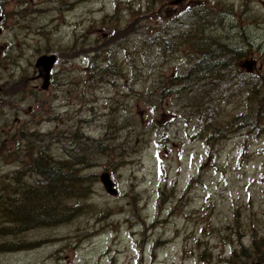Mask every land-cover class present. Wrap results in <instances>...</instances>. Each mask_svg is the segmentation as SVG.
Wrapping results in <instances>:
<instances>
[{
  "label": "rangeland",
  "instance_id": "rangeland-1",
  "mask_svg": "<svg viewBox=\"0 0 264 264\" xmlns=\"http://www.w3.org/2000/svg\"><path fill=\"white\" fill-rule=\"evenodd\" d=\"M194 4L223 10L197 40L240 57L161 99L197 51L181 38ZM0 17V199L40 181L41 149L94 153L76 213L0 238V264H264V0H0ZM51 54L41 91L34 62Z\"/></svg>",
  "mask_w": 264,
  "mask_h": 264
},
{
  "label": "trees",
  "instance_id": "trees-1",
  "mask_svg": "<svg viewBox=\"0 0 264 264\" xmlns=\"http://www.w3.org/2000/svg\"><path fill=\"white\" fill-rule=\"evenodd\" d=\"M194 5L195 10L189 16L192 27L189 34L181 38L182 42L185 40L188 44L197 46V51L190 54L192 62L182 75L175 74L163 77L172 85V89L178 88V90L170 89L166 91L162 94L161 99L179 92L182 96H190L195 93L198 83L209 82L211 76H219L221 72L226 70L225 67L227 66L223 64V57L230 55L240 57L236 50L229 49L227 45L218 42L214 38H207L202 43L197 40L194 30H197V28L202 29L208 21L213 25L220 24L218 14L223 10H214L213 12L212 8H206L207 12L204 13L198 10L196 4ZM214 9H216V6H214ZM164 20L166 21V19ZM177 38H174L170 45L163 44L164 49L179 44L176 42L179 39ZM220 85H206L209 88L208 93L213 94L214 90L219 89ZM205 114L207 113L205 112ZM92 156H94L92 151L86 157L80 151H72L66 160L53 163L45 155L43 149L37 151L32 161V169L35 175L40 178V181H36L34 186L29 188L18 181L13 186L12 192L0 199V216L2 217L0 219L3 220V223H0V238L16 235L32 228L58 225L66 221L69 214H75L76 209L70 206L69 202L87 197L88 192L83 185L86 182L83 181L81 173L82 167L89 164L88 158ZM89 181L91 182L90 179ZM20 191L22 192L18 194ZM11 194L17 195V198L13 199ZM11 250L8 242H0V252Z\"/></svg>",
  "mask_w": 264,
  "mask_h": 264
},
{
  "label": "water",
  "instance_id": "water-1",
  "mask_svg": "<svg viewBox=\"0 0 264 264\" xmlns=\"http://www.w3.org/2000/svg\"><path fill=\"white\" fill-rule=\"evenodd\" d=\"M1 21V17H0ZM1 33V30H0ZM55 63V56L54 55H42L38 57L35 61V68L38 72V75L43 79L42 80V89H46L48 87L49 83V74L50 71ZM99 180L101 185L103 186L104 190L111 196H116L117 191L113 186V183L110 179V176L108 173H102L99 176ZM252 264H260L259 262L252 263Z\"/></svg>",
  "mask_w": 264,
  "mask_h": 264
}]
</instances>
